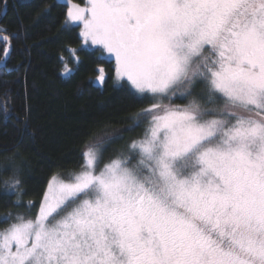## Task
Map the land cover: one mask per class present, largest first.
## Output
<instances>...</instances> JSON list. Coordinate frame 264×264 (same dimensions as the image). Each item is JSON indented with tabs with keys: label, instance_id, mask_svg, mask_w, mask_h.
Segmentation results:
<instances>
[{
	"label": "snow or ice",
	"instance_id": "1",
	"mask_svg": "<svg viewBox=\"0 0 264 264\" xmlns=\"http://www.w3.org/2000/svg\"><path fill=\"white\" fill-rule=\"evenodd\" d=\"M67 21L154 101L148 127L104 163L113 138L87 144L37 213L0 217V264H264V0H87Z\"/></svg>",
	"mask_w": 264,
	"mask_h": 264
},
{
	"label": "trees",
	"instance_id": "2",
	"mask_svg": "<svg viewBox=\"0 0 264 264\" xmlns=\"http://www.w3.org/2000/svg\"><path fill=\"white\" fill-rule=\"evenodd\" d=\"M67 12L57 0H0V35L10 40L6 59L0 42V180L15 173L21 181L19 193L0 183V217L37 213L48 180L79 171L87 144L113 138L104 163L148 126L139 114L152 100L117 83L115 63L83 47ZM100 68L105 81L97 86ZM29 201L37 205L30 211Z\"/></svg>",
	"mask_w": 264,
	"mask_h": 264
},
{
	"label": "rangeland",
	"instance_id": "3",
	"mask_svg": "<svg viewBox=\"0 0 264 264\" xmlns=\"http://www.w3.org/2000/svg\"><path fill=\"white\" fill-rule=\"evenodd\" d=\"M59 3H62V4H65V5H67L68 6V9H69V6H70V4H78V5H80L81 7H87V0H84V3H80V2H77V1H74V0H57ZM67 23H68V25L69 26H71V27H79L80 28V32H82V29H83V25L82 24H72V23H70V22H68L67 21ZM82 40H83V47L84 48H86V49H99V50H101L102 52H103V54H104V56L108 59V60H111V61H113L114 63H115V59H114V57H112V56H110L107 52H105L102 48H101V46H98V45H92L91 44V42L90 41H88V42H85V40H84V38L82 37ZM115 76H116V74H115ZM116 81H117V83L118 84H123V83H125V84H127L129 87H130V89L136 94V95H138L139 97H142L139 93H137L136 92V90L134 89V88H132V86H131V84L126 80V78L125 79H117L116 78ZM202 91V89L200 88V87H196L195 89H194V93H199V92H201ZM192 97H188V98H178V97H173L171 100H163V101H160V102H162L163 104H166V105H168V104H170V105H173V106H183V105H186L187 103H188V101L191 99ZM152 100V99H151ZM154 101L152 100V103H153ZM148 127V126H147ZM146 127V128H147ZM146 130V129H145ZM145 132V131H144ZM143 137V136H142ZM141 137V138H142ZM140 138V139H141ZM139 140V139H138ZM102 163H103V161H102Z\"/></svg>",
	"mask_w": 264,
	"mask_h": 264
},
{
	"label": "water",
	"instance_id": "4",
	"mask_svg": "<svg viewBox=\"0 0 264 264\" xmlns=\"http://www.w3.org/2000/svg\"><path fill=\"white\" fill-rule=\"evenodd\" d=\"M101 85H102V83L97 81V86H101Z\"/></svg>",
	"mask_w": 264,
	"mask_h": 264
}]
</instances>
